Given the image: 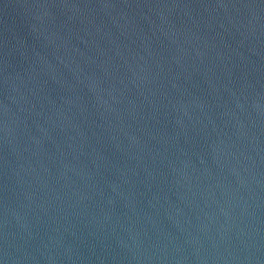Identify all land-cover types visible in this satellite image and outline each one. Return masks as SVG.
Segmentation results:
<instances>
[{
    "label": "water",
    "instance_id": "water-1",
    "mask_svg": "<svg viewBox=\"0 0 264 264\" xmlns=\"http://www.w3.org/2000/svg\"><path fill=\"white\" fill-rule=\"evenodd\" d=\"M0 264H264V0H0Z\"/></svg>",
    "mask_w": 264,
    "mask_h": 264
}]
</instances>
